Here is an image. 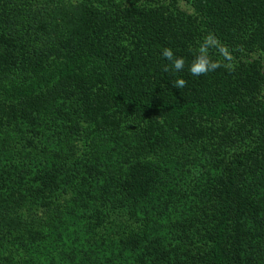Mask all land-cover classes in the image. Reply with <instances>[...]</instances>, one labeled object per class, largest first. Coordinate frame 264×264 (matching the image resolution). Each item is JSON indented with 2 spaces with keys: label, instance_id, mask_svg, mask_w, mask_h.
I'll return each mask as SVG.
<instances>
[{
  "label": "trees",
  "instance_id": "16d2710c",
  "mask_svg": "<svg viewBox=\"0 0 264 264\" xmlns=\"http://www.w3.org/2000/svg\"><path fill=\"white\" fill-rule=\"evenodd\" d=\"M263 87L264 0H0V264H264Z\"/></svg>",
  "mask_w": 264,
  "mask_h": 264
},
{
  "label": "clouds",
  "instance_id": "9594fccd",
  "mask_svg": "<svg viewBox=\"0 0 264 264\" xmlns=\"http://www.w3.org/2000/svg\"><path fill=\"white\" fill-rule=\"evenodd\" d=\"M213 47L208 41V38L206 37L204 41H202L194 55L193 60L188 66V71L193 76H202L207 75L208 73L215 71L216 69L223 67V65L220 61L214 60L210 53V48ZM215 47H219V45H215ZM162 56L165 58L166 61H168V64H166L163 68V71L168 72L170 68L176 72H182L185 68V58L181 56H176L171 48H164L162 50ZM229 69H232V66H228ZM187 81L183 78H177L173 82V86L177 89H182L186 87Z\"/></svg>",
  "mask_w": 264,
  "mask_h": 264
},
{
  "label": "rangeland",
  "instance_id": "374dc122",
  "mask_svg": "<svg viewBox=\"0 0 264 264\" xmlns=\"http://www.w3.org/2000/svg\"><path fill=\"white\" fill-rule=\"evenodd\" d=\"M251 60H254L253 58H251ZM262 93L264 94V87L262 88ZM253 129V128H252Z\"/></svg>",
  "mask_w": 264,
  "mask_h": 264
}]
</instances>
